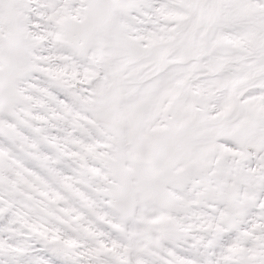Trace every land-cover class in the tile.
<instances>
[{"label":"snow or ice","instance_id":"6c2138e0","mask_svg":"<svg viewBox=\"0 0 264 264\" xmlns=\"http://www.w3.org/2000/svg\"><path fill=\"white\" fill-rule=\"evenodd\" d=\"M0 264H264V0H0Z\"/></svg>","mask_w":264,"mask_h":264}]
</instances>
